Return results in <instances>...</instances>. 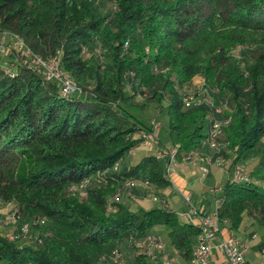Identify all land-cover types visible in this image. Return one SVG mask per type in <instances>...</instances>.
Listing matches in <instances>:
<instances>
[{
  "label": "trees",
  "instance_id": "1",
  "mask_svg": "<svg viewBox=\"0 0 264 264\" xmlns=\"http://www.w3.org/2000/svg\"><path fill=\"white\" fill-rule=\"evenodd\" d=\"M0 32L43 59L58 56L81 90L62 96L27 55L0 67V203L16 212L13 235L29 229L24 239L0 236V263L150 264L154 227L190 261L198 227L125 201L135 189L126 180L167 187L164 166L153 154L114 166L150 130L134 106L160 108L178 163L205 145L209 107L182 101L197 76L228 101L225 159L259 158L249 181L224 185L219 224L237 231L249 217L264 228V0H0ZM88 177L86 198L68 191Z\"/></svg>",
  "mask_w": 264,
  "mask_h": 264
},
{
  "label": "built area",
  "instance_id": "2",
  "mask_svg": "<svg viewBox=\"0 0 264 264\" xmlns=\"http://www.w3.org/2000/svg\"><path fill=\"white\" fill-rule=\"evenodd\" d=\"M0 54H7L8 57L11 54L27 55L30 58L29 65L31 69L39 74L45 81L53 82L58 87L59 93L62 96H71L81 93L75 81L60 67L58 56L43 59L34 55L16 34L0 32ZM10 66H12V64H10ZM8 71H10V69H8ZM182 95V101L185 107L207 106L210 109L207 117L209 124L205 139V146L209 153L196 155V157L194 155L195 151L187 154L182 159V162H190L194 158L198 160L200 162L198 168L199 177L200 179H204L209 174V167L213 163L219 167L226 166L227 159H225L222 153L227 149V144L220 142L219 138L223 129L231 122L230 116H224V112L228 110V101L225 98L219 97V88L216 85L208 86L202 84L197 86L191 82L189 89L186 92L183 90ZM215 101H217V103H215ZM149 126L150 130L142 134L138 148H143L148 153L153 154L158 161L160 159L167 160L164 164V171L168 178L177 168L176 148L159 149L157 146V131L161 128V124L155 120H151ZM132 152L133 151H130L129 153L132 154ZM118 167L119 163L115 164L114 168L117 169ZM242 167V164L232 165L231 183L249 181L250 176ZM143 184L145 187H149L148 182H144ZM90 185L91 178L88 177L80 183L69 187L68 191L84 199L87 197V191ZM135 187L136 182L134 180H126L124 182V189H134ZM120 197V193L115 195L116 200H119ZM150 199L153 203L158 204V207L165 208L167 206L166 201L159 199L154 194H151ZM183 200L185 203L189 204L190 194H185ZM218 204L219 201L217 200V206ZM15 214L16 212L11 208L9 218L6 219L5 222L7 226H15L17 223ZM182 215L185 216L193 226L198 227L200 231L196 238L189 264H208L214 248L225 258L227 264H244L247 247L231 234L226 237L222 236V229L217 218V207L209 215H202L199 214L194 207L189 206ZM196 219L198 221L197 223L195 221ZM28 230V226L24 225L19 232H15V234L10 235V237L24 239L27 237ZM145 253L150 259L161 256L165 259L166 264H170L165 245L160 240L159 236L151 235L147 238ZM117 256V252H113L112 260L115 261Z\"/></svg>",
  "mask_w": 264,
  "mask_h": 264
},
{
  "label": "crops",
  "instance_id": "3",
  "mask_svg": "<svg viewBox=\"0 0 264 264\" xmlns=\"http://www.w3.org/2000/svg\"><path fill=\"white\" fill-rule=\"evenodd\" d=\"M157 136L158 148L166 149L168 146L163 142L165 138L161 134H158V131ZM208 153L209 151L207 147L203 145L194 153V155L196 156ZM160 161H163L164 166L165 160L160 159L159 163ZM199 165L200 162L195 158L190 162L181 161L178 163L177 168L168 176L169 185L165 188L145 187L142 182L136 181L135 189L130 191L125 197V201H127L129 209L133 212L138 209H145L144 207L148 202L153 203L150 196L151 194H154L159 199L166 201L167 206L165 208L170 209L172 212L176 213L177 216H182L184 220L183 223L191 224L189 220L182 215V213L185 212L189 206L194 207L199 214L209 215L216 209L217 200L221 195L224 185L227 182H231L232 160L231 158L227 159L225 167H219L213 163L209 167V174L204 179H200L199 177ZM248 165L249 171L247 172H251L258 167L259 160L253 162L251 161ZM119 167L120 169H123L130 166L126 167L121 162ZM260 181L264 180H257L256 183L258 184ZM185 194H190L189 204L185 203L183 200V196ZM129 202H131V204H129ZM172 205L176 208H172ZM157 207L158 206H153L152 208ZM11 208L12 204L4 205L0 203V218H4V215H9ZM179 220L181 222V219ZM195 221L196 223L198 222L197 219ZM220 227L222 229L223 237L231 234L247 247L244 264H264V228H259L254 225L253 221L249 217L243 220L237 231L230 230L228 223L220 224ZM13 230L14 225H0V236H10L12 235ZM152 233L158 235L162 241L161 235L157 232V229H154ZM163 244L165 245L168 253L170 264H189V261L185 260L179 252L171 248L168 242H163ZM126 254L130 255L131 253L130 251H127ZM152 262H154V264H166L165 259L161 256L155 257L152 259ZM208 264L227 263L225 258L214 248Z\"/></svg>",
  "mask_w": 264,
  "mask_h": 264
},
{
  "label": "rangeland",
  "instance_id": "4",
  "mask_svg": "<svg viewBox=\"0 0 264 264\" xmlns=\"http://www.w3.org/2000/svg\"><path fill=\"white\" fill-rule=\"evenodd\" d=\"M9 61V57L7 54H0V67H4L6 65V63ZM192 83H194V85H197V86H200L202 84H206L208 86H210L211 84H207L205 82V80L200 77V76H197V77H194L192 79ZM193 85V84H192ZM189 89V86L186 85L183 90L184 92H186L187 90ZM226 99V97H223ZM139 103H142V101H140ZM162 105H166V101H163L162 102ZM159 109L160 108H157L156 107V104H153L151 103L148 107H145L144 109L143 108H140L138 106H134V107H131L129 109V111L134 115L136 116L140 121L141 123H143L144 125H148L149 122L151 120H155L157 122H159L161 124V128L158 130V134H161L165 140L163 141L168 147H169V143L167 142V136H166V131H167V118L166 116L164 115H160L159 114ZM151 153H148L145 149L143 148H136L133 150L132 154L129 153L123 160H122V164L124 166H132V165H135L136 163H138L143 157L149 155ZM259 160L258 157H254V158H250L248 160H246L244 163H242V168H244L246 171H249V168H248V164L252 161H257ZM160 164L163 166V161H160ZM246 165V166H245ZM248 168V169H247ZM264 181H260L258 183V185L260 187H263L264 188V185H263ZM129 204H131V202H129ZM153 206H158V204L156 203H151V202H148L146 205H145V209H150L152 208ZM172 208H176L174 205L171 206ZM4 218H0V225L1 226H5V222H6V219L9 218V215H4L3 216ZM179 219H181V222L183 223L184 220L182 218V216H179ZM7 226V225H6ZM154 229H157V232L161 235V239L164 243H167L168 242V239H167V235H166V231L167 229L166 228H163V227H154L152 228V231H154ZM150 264H153L154 262H152V259L151 261H149ZM0 264H5V263H0Z\"/></svg>",
  "mask_w": 264,
  "mask_h": 264
}]
</instances>
